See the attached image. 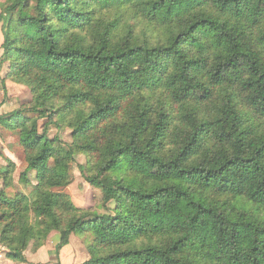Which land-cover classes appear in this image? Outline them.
Listing matches in <instances>:
<instances>
[{"label":"trees","instance_id":"obj_1","mask_svg":"<svg viewBox=\"0 0 264 264\" xmlns=\"http://www.w3.org/2000/svg\"><path fill=\"white\" fill-rule=\"evenodd\" d=\"M124 6L163 37L98 18ZM0 23L1 63L32 93L5 125L36 179L33 197L0 191L7 257L57 231L56 254L91 234L80 264H264V0H9ZM60 151L85 155L107 212L47 191L68 182Z\"/></svg>","mask_w":264,"mask_h":264},{"label":"rangeland","instance_id":"obj_2","mask_svg":"<svg viewBox=\"0 0 264 264\" xmlns=\"http://www.w3.org/2000/svg\"><path fill=\"white\" fill-rule=\"evenodd\" d=\"M8 1L0 0V5ZM128 9L127 6H124V8L110 7L109 9H102L99 11L98 18L106 22L109 18L119 17L125 33L129 32L131 36L136 34L140 40H155L163 37L164 31L162 29L149 24L144 19L135 17ZM131 27H133L134 31L131 30ZM87 37H90L89 33H87ZM2 42L3 36L0 23V191H4L9 197L20 193L30 198L33 197L32 192L36 185L35 171H25L27 156L19 143L20 128L7 127L5 125V117L11 112L18 109L21 110L31 104L32 93L27 84L12 80L7 76L10 70V62L4 61L1 63L3 53ZM3 85L5 86V93ZM24 111V114L29 117L37 115L33 111ZM46 121V118L39 119L40 132ZM71 133L72 129L67 125L59 127L51 124L48 129V137L50 139L59 136L64 142L72 141ZM74 158L75 161L72 162L62 151L57 156L55 155L54 158H50L49 164L55 165L68 182L54 188H49L47 191H60L68 194L71 201L77 207L91 209L98 214L107 212L102 205L100 190L93 187L84 179L77 166L78 164L86 163L85 155L77 153ZM4 171H7L5 175L2 173ZM108 206L111 207V205ZM91 241L92 236L89 232L72 233L69 236L68 244L63 246L59 250V253L56 254L55 244L58 242V233L57 231H51L44 245L38 249L33 248V241L27 242L21 247L26 260L31 264H80L89 257L87 245ZM6 252L7 249L0 244V259H9L11 260L10 264H24L7 257Z\"/></svg>","mask_w":264,"mask_h":264},{"label":"crops","instance_id":"obj_3","mask_svg":"<svg viewBox=\"0 0 264 264\" xmlns=\"http://www.w3.org/2000/svg\"><path fill=\"white\" fill-rule=\"evenodd\" d=\"M28 262V261H27ZM0 263L1 264H10L11 263V260H9V259H0ZM24 264H26V263H24ZM27 264H31V263H27Z\"/></svg>","mask_w":264,"mask_h":264}]
</instances>
